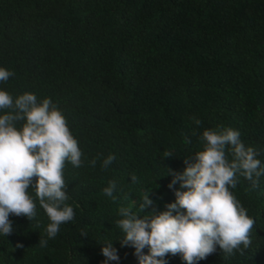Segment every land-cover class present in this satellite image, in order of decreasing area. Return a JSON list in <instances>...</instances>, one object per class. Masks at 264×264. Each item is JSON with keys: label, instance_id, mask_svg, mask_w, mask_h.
Listing matches in <instances>:
<instances>
[{"label": "trees", "instance_id": "trees-1", "mask_svg": "<svg viewBox=\"0 0 264 264\" xmlns=\"http://www.w3.org/2000/svg\"><path fill=\"white\" fill-rule=\"evenodd\" d=\"M0 67L13 73L0 88L50 98L83 153L80 167L64 168L75 218L48 239L29 189L37 215L9 217L0 264H102L111 241L118 264H138L121 246L119 209L165 210L175 200L168 168L203 150L205 129L238 130L264 163V0H0ZM112 181L115 198L103 191ZM230 190L254 220L251 243L199 264H264V176L256 186L239 176ZM145 193L148 212L138 208Z\"/></svg>", "mask_w": 264, "mask_h": 264}, {"label": "clouds", "instance_id": "clouds-1", "mask_svg": "<svg viewBox=\"0 0 264 264\" xmlns=\"http://www.w3.org/2000/svg\"><path fill=\"white\" fill-rule=\"evenodd\" d=\"M12 75L0 67V83ZM192 120L201 124L196 117ZM200 140L203 150L184 158L182 171L168 168V188L174 190L175 200L167 203L165 210L146 211L154 205L150 192L138 205L139 211L150 215L141 217L131 208L119 209L121 246L134 249L138 264H168L169 254H179L185 264H199L218 250L231 256L241 246L250 245L254 220L230 189L236 188L239 176L258 185L264 163L257 158L256 149L246 147L240 132L231 127L205 129ZM82 155L66 117L50 98L38 100L32 92L14 98L0 88V237L13 232L10 216H24L30 222L36 217L37 203L29 189H34L49 218L48 239H54L60 226L75 218L73 207L66 203L64 168L66 162L80 167ZM114 160L109 154L103 167L108 168ZM92 163L95 165V160ZM115 189L112 181L103 191L113 197ZM39 244L46 246L47 240H39ZM101 255L102 264L120 260L112 241L101 246Z\"/></svg>", "mask_w": 264, "mask_h": 264}]
</instances>
